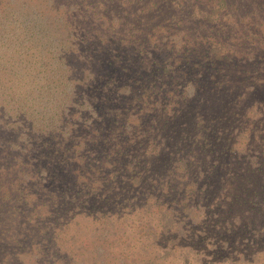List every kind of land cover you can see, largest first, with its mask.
<instances>
[{"label":"trees","instance_id":"16d2710c","mask_svg":"<svg viewBox=\"0 0 264 264\" xmlns=\"http://www.w3.org/2000/svg\"><path fill=\"white\" fill-rule=\"evenodd\" d=\"M7 227L38 264H264V0H0Z\"/></svg>","mask_w":264,"mask_h":264},{"label":"rangeland","instance_id":"374dc122","mask_svg":"<svg viewBox=\"0 0 264 264\" xmlns=\"http://www.w3.org/2000/svg\"><path fill=\"white\" fill-rule=\"evenodd\" d=\"M14 220H16L17 222L22 221L20 218H15V217H14ZM13 223L15 224V221H12L10 226L16 231L18 228L14 226ZM6 229L9 230L10 228L7 227ZM15 231L11 232L10 230L5 231V230L0 229V236H2L3 240L5 241L4 245H0V257H4L8 255V257L4 259V262L7 264H38L40 263L41 261L32 262V258H30V255L26 254L24 250L19 248L17 245H14V239H16V234H17V232ZM47 261H49V259H46L43 262H47ZM43 264H46V263H43ZM188 264H192V263L189 262Z\"/></svg>","mask_w":264,"mask_h":264}]
</instances>
